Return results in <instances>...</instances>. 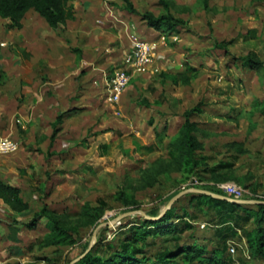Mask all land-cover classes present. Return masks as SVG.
Returning a JSON list of instances; mask_svg holds the SVG:
<instances>
[{"label":"rangeland","instance_id":"obj_1","mask_svg":"<svg viewBox=\"0 0 264 264\" xmlns=\"http://www.w3.org/2000/svg\"><path fill=\"white\" fill-rule=\"evenodd\" d=\"M112 4L122 12L128 11L132 4L142 13L170 14L184 21V27L175 29L181 33L180 39H167L166 47L183 50L181 63L187 59L199 68L182 78L185 81L195 77L192 91L198 95L191 96V102L186 104L204 102V113L191 119L195 124L194 137L198 156L210 154L215 158L202 160L199 170L189 171L187 155L171 146L179 140L184 128V120L178 114V118L171 119L173 131L168 135L156 131L155 139H146L150 142L147 145L134 139L131 133L117 138L116 130L108 123L98 133L87 129L84 135L63 136L66 146L58 151L53 149L57 133L54 129L61 120L55 124L57 118L52 122L37 119L33 130L29 126L28 130H20L14 106L21 94L55 92L46 87L45 57L34 59L38 66L30 71L29 53L14 40L11 20L0 15V126L5 129L0 135L17 142L15 151L0 154V179L16 187L21 196V201L10 203L0 198V264H71L90 246L97 247V253L108 258L134 233L133 228L141 224L143 217L157 220L146 218L143 213L160 218L166 203L181 191L198 188L226 195L220 184L232 183L247 190L248 186L264 182V67L248 62L249 59L264 62V0H119ZM134 18L140 19L138 15ZM129 23V26L119 20L106 26L99 23L107 36L102 39L104 45L122 44L116 56L121 63L116 67L122 66L130 36L135 34L133 22ZM57 30L60 29L46 31L51 38ZM47 32H42V36H47ZM174 42L177 44L171 45ZM219 42L228 52L215 47ZM44 50L45 47L37 46L38 55ZM169 56L161 53L157 61L165 64L172 58ZM115 68L108 67L107 73ZM19 72L23 75L20 80ZM159 73L155 72V76ZM35 78L41 81L35 83ZM102 87L98 96L103 100L106 84ZM130 92L141 100L143 92L136 91L134 95V89ZM111 131L114 133L104 134ZM100 135L101 139L94 138ZM80 145L82 149L78 148ZM229 153L238 154L240 165L223 172H200L204 167L212 168ZM194 178L199 180L196 185ZM196 194L199 193L187 192L179 197L172 204V218L165 225H157L146 242L138 240L137 245L145 255L153 260L163 250H176L179 241L181 245L204 248L207 257L211 250L226 244L227 264H264L249 250L242 229L219 224L217 216L205 204L197 205ZM254 196L252 199L258 196L257 200L261 199L264 190L258 188ZM94 207L102 208L100 217L96 216ZM43 208L60 225L71 226L72 236L47 238L53 227L46 218H38L28 227ZM132 211L143 213L129 214ZM179 221L184 223L175 228L173 224ZM252 221L245 228H251ZM43 237L44 241L53 243L39 244ZM181 264L187 263L181 261ZM190 264L206 262L196 259Z\"/></svg>","mask_w":264,"mask_h":264},{"label":"crops","instance_id":"obj_2","mask_svg":"<svg viewBox=\"0 0 264 264\" xmlns=\"http://www.w3.org/2000/svg\"><path fill=\"white\" fill-rule=\"evenodd\" d=\"M71 3L74 18L60 23L57 27H50L33 9L25 12L20 21V27H13L14 40L21 49L29 53L32 60L30 71L38 66L34 64V59L37 61L40 57L41 60L42 56L47 60L44 65L45 76H47L46 87L47 90L51 89L55 92L52 95H39L36 92L29 96L21 94L14 106V112L21 123L20 130H28V126L29 130H33L37 119L45 118L52 122L61 116V123L56 128L57 133L53 140V149L57 151L66 146L62 142L63 136L73 133L84 135L87 129L98 133L97 130H105L107 123L112 130H116L117 138L131 133L134 139L146 145L150 143L146 141L147 138L155 139L156 131L163 132L164 135L170 134L173 131L170 130L171 119L178 118L176 114L182 116L185 110L201 101L198 100L190 106L186 104L191 96L198 97L192 91V81L195 77L188 79V82L181 80L184 75H189L190 70L199 68L187 59L186 63H181L183 50H171L170 47H166L167 39L177 40L181 37V33L176 30L168 32L154 29L141 18L135 20L134 17L137 15L129 11L122 12L112 4L119 3V0H71ZM133 7L137 10L134 5ZM118 20L127 26L132 21V28L137 36L157 42L158 56L162 53L168 57L172 53L170 55L172 58L169 56L170 60L165 64L156 60L158 72L163 71L164 75L159 73L155 76L152 71L132 74L131 84L128 88L126 87V93L122 94L118 103L109 104L98 94L112 74L107 73L108 67L115 68L120 65V59L117 62L116 56L123 47L118 43L112 47H107L108 44L104 45L106 42L102 39L107 36L103 34L99 23L106 26L107 23H117ZM93 24L96 30L93 29ZM47 29L60 30L52 32L50 38ZM42 32H47L48 35L44 37ZM176 44V42L171 43V45ZM129 45L130 41L126 49ZM37 46L45 47L40 55L37 53ZM103 52H105L104 55H102ZM106 55L108 56L105 57ZM22 69L25 70L23 66ZM20 73L19 80L23 77ZM171 75L176 77V81L171 78ZM38 80L40 79L35 78V83H39ZM78 89H80L79 93L76 94ZM130 89H134L133 95L136 91L143 92L141 100L138 96L130 95ZM140 104L143 106L140 107ZM202 113L204 111L198 115ZM87 118L90 119L88 123H86ZM0 131L4 133L5 129L0 126ZM112 133L114 132L104 134ZM94 138L101 139V135ZM78 148L82 149V146ZM208 155L212 159L215 158L213 155ZM238 158V154L229 153L227 158L220 161H229L233 163L232 168H235L240 165L237 162ZM258 183L262 185L248 186L247 190L252 188L264 190V182Z\"/></svg>","mask_w":264,"mask_h":264},{"label":"trees","instance_id":"obj_3","mask_svg":"<svg viewBox=\"0 0 264 264\" xmlns=\"http://www.w3.org/2000/svg\"><path fill=\"white\" fill-rule=\"evenodd\" d=\"M29 9H33L50 27L53 28L66 20L74 18V10L71 0H0V15L11 20L10 27H20L22 17ZM128 11L138 15L142 20H145L148 26L154 29H162L169 32L177 29V27H184V21L182 19L175 18L170 14L155 15L152 12L142 13L137 11L132 4L128 6ZM215 47L225 49V51L228 52L227 48L221 42L217 43ZM248 62L255 66L259 65L264 67V62L259 59H249ZM172 78L176 81L175 76H172ZM183 82H188V80L186 79ZM203 105L204 102L199 101L196 105L183 112L182 118L184 120V128L180 132L181 136L179 137V140L171 144L174 150H182L185 155H187L186 164L191 165L189 171L192 172L195 169H200L197 167L202 160L212 159L210 156H198L197 140L194 137L195 124L191 121L192 118L203 111ZM60 120L61 116H58L55 124ZM54 130H56V128ZM198 157L201 160H199ZM232 167L233 163L229 161H220L212 166V168L204 167L200 172L202 174L206 172L217 173L223 169H231ZM211 188H214V191L222 192L216 187ZM249 192L250 195L247 194V196H245L246 199L256 198V196H254L256 195V188L249 189ZM196 195L197 196L194 197H197V205L202 203L205 204L208 207V210L212 211L217 216L219 224L228 225L229 228H234V230L242 229L249 250L254 256L261 258L264 263V204H239L214 198L205 194ZM259 197L260 196H258V198ZM0 198L8 203L14 200L21 201L19 190L14 186L4 183L1 179ZM259 200H264V197H261ZM93 209L97 211V217L102 215L101 207H94ZM173 214L174 209L171 206V208L157 220H149L143 217L141 224L138 226L136 225L133 228L134 233L129 238H126L111 256L104 258L97 253L98 248L93 246L82 258L73 264H181V261L190 264L196 259L202 263L206 262V264H227L226 244L211 250L206 257L204 256V248L195 244L181 245L180 242L177 241L175 244L176 250H163L156 254L153 260H151L149 256H146L143 248L137 245L139 242L138 240L146 242L147 237L151 236L156 231V226L160 224L165 225L169 219L172 218ZM38 218H46L53 227L52 234H49L47 238L57 235L66 237L72 236V227L60 225L54 217L47 215L44 208L32 218L28 227H32ZM251 220H253L252 227L245 228V225ZM182 223L184 222L179 221L173 224V226L178 228ZM185 224L189 225L186 222ZM181 230L183 229H180V231ZM44 240H46V238L43 237L38 243L41 245H50L53 243ZM138 255H141V257H138Z\"/></svg>","mask_w":264,"mask_h":264},{"label":"built area","instance_id":"obj_4","mask_svg":"<svg viewBox=\"0 0 264 264\" xmlns=\"http://www.w3.org/2000/svg\"><path fill=\"white\" fill-rule=\"evenodd\" d=\"M157 57L156 41L146 40L136 34H132L130 36V45L123 56L122 66L116 67L106 82L104 100L109 104L118 103L125 88L130 83L132 74H143L149 71L157 72ZM16 149V141L0 135V154H7ZM193 183L196 185L199 180L194 178ZM219 188L229 197L236 199H243L249 194L243 187L232 183L220 184Z\"/></svg>","mask_w":264,"mask_h":264},{"label":"water","instance_id":"obj_5","mask_svg":"<svg viewBox=\"0 0 264 264\" xmlns=\"http://www.w3.org/2000/svg\"><path fill=\"white\" fill-rule=\"evenodd\" d=\"M187 192H193V193H199V194H205V195H209L211 197H214V198H218V199H222V200H227V201H230V202H234V203H239V204H264V200H257V199H236V198H232V197H229L227 195H224V194H220V193H216V192H212V191H209V190H205V189H198V188H190L188 190H184V191H181L179 193H177L176 195H174L165 205V208L162 212V214L160 215V217L168 210L171 208L172 204L181 196H183L185 193ZM135 212H141L143 213L142 211H135ZM134 211L132 212H129L130 213H135ZM143 215L146 217V218H150V219H158L159 217H156V218H151V217H148L146 216L144 213ZM91 247V246H90ZM90 247L83 253L81 254L80 256H78L76 259H74L71 264L75 263L76 261H78L80 258H82L90 249Z\"/></svg>","mask_w":264,"mask_h":264}]
</instances>
